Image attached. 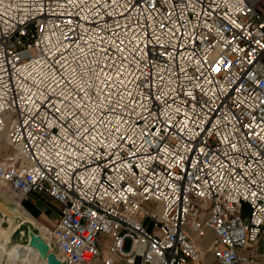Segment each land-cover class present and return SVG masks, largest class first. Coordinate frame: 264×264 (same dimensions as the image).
Instances as JSON below:
<instances>
[{"label": "built area", "instance_id": "obj_1", "mask_svg": "<svg viewBox=\"0 0 264 264\" xmlns=\"http://www.w3.org/2000/svg\"><path fill=\"white\" fill-rule=\"evenodd\" d=\"M4 130L66 264H264V0H0Z\"/></svg>", "mask_w": 264, "mask_h": 264}, {"label": "rangeland", "instance_id": "obj_2", "mask_svg": "<svg viewBox=\"0 0 264 264\" xmlns=\"http://www.w3.org/2000/svg\"><path fill=\"white\" fill-rule=\"evenodd\" d=\"M7 135H3L0 134V160L2 158H15L18 155L17 150L14 148L13 145H11V143L9 142V140L7 139ZM0 186L5 189L6 191L4 192L2 189H0V199L1 198H6L7 196H9L8 200H11L10 197H13L12 192L10 191V189L8 188V186L0 181ZM3 192V193H2ZM4 195V196H3ZM14 199H18L14 198ZM11 202H13L11 200ZM31 203L36 204L39 207H42L43 210L42 212H34V210H32V206ZM8 207L10 208V210L13 212V216H7L6 219H3V212H0V219H3V231H11V229L15 228L16 226V230L13 232V235L11 236V239L8 242V245H12L13 243L16 242H25L28 239V232L29 230H33L34 232H38V228L35 226L34 224H32L31 222H24L23 221V215H20L19 212H17V207L12 204H8ZM23 206L27 209V211L31 214L32 218L35 221V224H40V225H46L48 227H52L56 224L59 215H60V204L57 203L55 200H53L48 194L46 193H35L32 194L28 200H26L23 203ZM147 207H150V204L147 205ZM18 213L20 216H18ZM17 216H16V215ZM144 226L147 230H152L154 222L150 217H147L144 220ZM12 224V225H11ZM39 225V226H40ZM6 237H9L8 235H6ZM212 237L209 236L203 243L208 244L211 241ZM99 240L101 242V246L102 249H107L110 242H111V237L108 234H103L100 235ZM130 246V240L127 239L124 245V249L127 250L129 249ZM213 256V255H212ZM205 257V256H204ZM203 257L202 260L203 264H216V262L210 261L209 258L205 259ZM199 263V262H198ZM0 264H5V261H1Z\"/></svg>", "mask_w": 264, "mask_h": 264}, {"label": "bare ground", "instance_id": "obj_3", "mask_svg": "<svg viewBox=\"0 0 264 264\" xmlns=\"http://www.w3.org/2000/svg\"><path fill=\"white\" fill-rule=\"evenodd\" d=\"M0 134L7 135V131L4 130ZM0 189H2L4 192L6 191L1 186H0ZM8 197L9 196H7L6 198H8ZM6 198H2V199L8 200ZM11 200L13 201L14 205L17 207L16 208L17 212H19L20 215L30 216L29 212L26 210V208L24 206H22V204L20 203V198H18V199L12 198ZM11 210L8 207V205L5 203V201L0 199V212L4 213L3 219H6L7 216H10V217L13 216V212ZM16 214H18V213H16ZM5 215H7V216H5ZM20 215L18 214V216H20ZM3 219L2 218L0 219V263L7 256H9L8 257V259H9V258H12L13 255H15L17 253V254L21 255V259L20 258L19 259L22 262H24L25 264H47V262H45L43 260V258L40 256L39 251L37 249H35L34 247L30 246L29 244L25 243V242L20 241V242L13 243L10 246L8 245V242L11 239V236L13 235V232L16 230L17 226L15 228L11 229V231L10 230L9 231H3V228H5V227H3ZM41 227L46 233L45 226L43 225ZM6 235H8L9 237H6ZM40 244H43L45 246V249L42 251V253H49L50 248L47 246V244L43 240L40 241ZM37 257L39 258V260L37 259ZM9 264H13V263H9Z\"/></svg>", "mask_w": 264, "mask_h": 264}, {"label": "water", "instance_id": "obj_4", "mask_svg": "<svg viewBox=\"0 0 264 264\" xmlns=\"http://www.w3.org/2000/svg\"><path fill=\"white\" fill-rule=\"evenodd\" d=\"M1 200L5 201L7 204H12L11 200H4L1 198ZM23 221L24 222H31L34 224V227L36 226L38 228V232H34L33 230H29L28 232V239L25 241V243L29 244L30 246L34 247L37 249L40 253V256L43 258L47 264H66L61 257L57 253L56 246L54 243L45 236L43 233L41 227L38 224H35L34 219L31 216H23ZM43 240L47 246L50 248L49 253H42V251L45 249V246L43 244H40V241Z\"/></svg>", "mask_w": 264, "mask_h": 264}, {"label": "crops", "instance_id": "obj_5", "mask_svg": "<svg viewBox=\"0 0 264 264\" xmlns=\"http://www.w3.org/2000/svg\"><path fill=\"white\" fill-rule=\"evenodd\" d=\"M31 206H32V210H34V212H42V210H43L42 207H39V206H37V205L34 204V203H31ZM26 210H27V209H26ZM211 237H212V235H211ZM206 239H207V238H206ZM206 239L200 241L201 245H202L204 248H206V247L209 245V243H210V242H209L208 244L203 243ZM101 250H102L103 253L106 252V249H102V246H101ZM204 258H205V259L209 258L210 261H213V260H214V257L212 256L211 253H206V255H205ZM203 261H204V260H203ZM203 261H202L200 264H203ZM94 264H104L102 257L97 258ZM117 264H126V263H125V262H119V263H117Z\"/></svg>", "mask_w": 264, "mask_h": 264}]
</instances>
